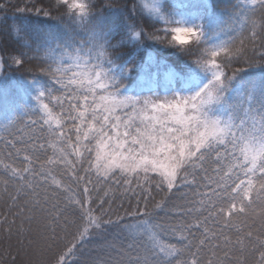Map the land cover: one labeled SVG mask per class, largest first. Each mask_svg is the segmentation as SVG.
I'll return each mask as SVG.
<instances>
[{
  "label": "snow or ice",
  "instance_id": "obj_1",
  "mask_svg": "<svg viewBox=\"0 0 264 264\" xmlns=\"http://www.w3.org/2000/svg\"><path fill=\"white\" fill-rule=\"evenodd\" d=\"M15 7L52 26L0 60V264H264V0Z\"/></svg>",
  "mask_w": 264,
  "mask_h": 264
},
{
  "label": "trees",
  "instance_id": "obj_2",
  "mask_svg": "<svg viewBox=\"0 0 264 264\" xmlns=\"http://www.w3.org/2000/svg\"><path fill=\"white\" fill-rule=\"evenodd\" d=\"M122 2V0H121ZM237 0H213V3L216 5L218 11H225L226 13L232 10L234 3ZM11 7H9L8 12L5 14L4 12H0V60L8 61V57L12 54H16L18 52H27L28 56L31 57L34 55V52L29 51V48L26 45L32 44L33 41L37 37L39 32H43L49 30L52 26V22L49 21L47 18L43 16H37L35 11L33 10L30 13H24L20 20L17 19L16 7H27V8H41V7H48L50 5L55 4V0H10ZM104 3L107 5L109 0H104ZM64 10L61 9V13ZM60 13L53 11V16H57ZM5 15L7 18H5ZM66 22V18H65ZM130 23V21H129ZM151 52L152 55L157 56L158 58L163 57L167 59L169 62H172L175 57L172 55L171 50H163V51H156L155 48L149 47L147 50H142L139 53H136V57L146 58L148 53ZM249 56H252V53L249 52ZM255 60H259V54L254 57ZM10 63V61H8ZM8 63L3 65V73L5 76H9V82L13 83L14 85H19L24 87L23 81L26 78H31L32 74L39 75L40 74V62L38 60H29L24 67H16L12 66L9 67ZM237 67H246L242 62L236 65ZM31 69V73L26 71V69ZM254 71V70H250ZM16 87L14 86L12 89L13 95H16ZM0 135H4L0 133ZM51 154V153H49ZM21 154V159H22ZM0 160H4V150L3 146L0 145ZM4 162H11L9 160H5ZM17 165L20 164V160L15 162ZM0 171H2V165H0ZM3 177H0L2 180ZM0 192H2V185H0ZM120 193H117L119 195ZM160 196L156 195V200H160ZM4 197L0 195V211L4 210ZM121 201L117 200L114 207H118ZM125 207H127L128 201L125 199L123 201ZM134 204L135 201H132ZM173 203H181V201L174 200ZM121 214L122 210H121ZM120 233L113 230L109 236V241H113L117 243V246L122 241L120 239ZM93 251L91 252L92 256H95L97 251H99V245L93 244L89 246ZM82 261L88 260V254L86 253L84 257L81 258Z\"/></svg>",
  "mask_w": 264,
  "mask_h": 264
},
{
  "label": "rangeland",
  "instance_id": "obj_3",
  "mask_svg": "<svg viewBox=\"0 0 264 264\" xmlns=\"http://www.w3.org/2000/svg\"><path fill=\"white\" fill-rule=\"evenodd\" d=\"M188 39H190V38H188Z\"/></svg>",
  "mask_w": 264,
  "mask_h": 264
}]
</instances>
